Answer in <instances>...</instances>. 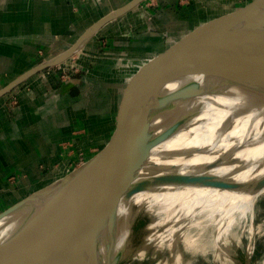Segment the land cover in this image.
Listing matches in <instances>:
<instances>
[{
    "label": "crops",
    "instance_id": "0c3cea01",
    "mask_svg": "<svg viewBox=\"0 0 264 264\" xmlns=\"http://www.w3.org/2000/svg\"><path fill=\"white\" fill-rule=\"evenodd\" d=\"M132 1L0 0V89L69 50ZM250 5L143 0L58 64L83 48L101 51L84 58L82 74L60 80L53 71L58 65L51 66L0 97V207L11 208L26 192L46 188L66 175L79 155L106 146L127 114L148 106L146 94L155 100L174 93L209 61L204 57L211 49L217 52L237 33L234 25L251 20L241 18Z\"/></svg>",
    "mask_w": 264,
    "mask_h": 264
},
{
    "label": "bare ground",
    "instance_id": "6f19581e",
    "mask_svg": "<svg viewBox=\"0 0 264 264\" xmlns=\"http://www.w3.org/2000/svg\"><path fill=\"white\" fill-rule=\"evenodd\" d=\"M214 63L201 67L178 88L190 87L180 93L181 101L151 120L153 137L163 140L183 117L174 135L151 149L137 181H144L138 192L120 202L114 250L122 249L123 254L117 264H190L197 255L208 264H256L252 245L246 251L237 245L248 230L255 231L247 220H253L254 206L264 195V93L207 68ZM251 71V78L263 81L264 63L229 77L247 83ZM134 183L127 186L128 192ZM29 216L24 211L0 220V242ZM139 220L142 225L134 238ZM33 237L36 234L26 239ZM106 242L102 237L99 244L103 262ZM77 245L76 238L51 251L0 264H77ZM259 264H264V256Z\"/></svg>",
    "mask_w": 264,
    "mask_h": 264
},
{
    "label": "water",
    "instance_id": "95a60500",
    "mask_svg": "<svg viewBox=\"0 0 264 264\" xmlns=\"http://www.w3.org/2000/svg\"><path fill=\"white\" fill-rule=\"evenodd\" d=\"M141 1L143 0H133L120 8L88 30L69 50L51 62L26 72L0 89V97L41 70L61 64L101 26L121 16ZM263 4L264 0H256L250 5L241 18L246 19L250 16L251 20L244 25L240 24L241 26L238 25L239 23L234 25L232 29L239 28L235 38L225 42L217 50L219 53L215 52L216 54L205 64L206 66L214 60V66H208V69L220 73L219 75L232 83L246 85L252 92L257 93H264V79L260 81L251 78L252 71L248 75L247 83L233 80L229 75L244 71L248 73L249 70H254L259 64L264 63ZM190 66L191 62L187 64L186 69ZM186 88L190 87H183L160 98L156 97L155 100H152V93L146 94V97L151 98V102L145 109L127 114L123 118L105 149L64 179L57 180L49 187L32 193L18 204L4 210L0 214V220L24 211L30 216L11 236L0 242V262L39 255L77 238V264H117L123 254L122 249L117 252L114 250L115 231L120 227L116 221L120 202L122 199H128L142 185L143 180L138 183L137 181L141 178V169L151 149L160 141H166L173 136L179 129L183 117L173 123L163 140H160L158 136L153 137L151 120L165 113L176 101H181L180 93L186 91ZM154 111H156L155 114H153ZM148 116H151L150 119L142 125ZM137 127L139 129L133 134V130ZM123 137L126 138L120 142ZM134 181L133 190L128 192L127 186ZM47 198L50 199L46 200ZM61 200L65 201L61 203ZM40 206H42L41 211ZM42 233L43 235L39 236ZM35 234L36 238L26 239ZM102 237L107 238L104 262L99 250Z\"/></svg>",
    "mask_w": 264,
    "mask_h": 264
},
{
    "label": "rangeland",
    "instance_id": "374dc122",
    "mask_svg": "<svg viewBox=\"0 0 264 264\" xmlns=\"http://www.w3.org/2000/svg\"><path fill=\"white\" fill-rule=\"evenodd\" d=\"M236 1L238 4H240L242 7H244L247 4H253L256 0H236ZM158 12L160 13V11H158ZM158 12H154L153 15H155V14L159 15ZM206 30L204 31V34L211 33V30L209 32ZM219 40L224 41V40H226V37L220 38ZM202 47L203 46H201L200 49H202ZM218 47H219V44H218ZM204 49H206V48L204 47ZM205 51H204V53H205ZM208 53H210V55H206L204 57L205 59L209 58V56L212 57L213 54L215 53V50L211 49L210 52H208ZM101 54H102L101 51L93 50V49L88 48V47L83 48L78 54L75 55V57H72L71 59H69L68 61H66L62 65L56 66L53 71H56L59 74L60 80H64L67 76H79L80 74H82V70H85L82 66L84 58L85 57L89 58L90 56H99ZM68 64L71 66L68 67ZM2 85H4V81L0 83V88L2 87ZM177 85H179V84H177ZM170 94L171 93H168V95H170ZM113 135H114V133H112V135L110 136V140H111ZM103 149H105V146H103V145L102 146L99 145L98 147L90 148L89 151H87V153L79 155L72 164L68 165V169L65 171L68 173L72 172L74 169L79 167L81 164H83L84 162L90 160L92 157L97 155ZM45 178H48V177L44 176L43 181ZM32 193H34V190L26 192L24 194V197H22V199L18 200V201L21 202L24 198L28 197ZM16 198L19 199L21 197H16ZM17 199H15V200H17ZM7 207H8V203L6 205L0 207V212L4 211V209L6 210ZM254 211H255V214H254L253 220L252 221L247 220V222H248L247 225L249 227H252L255 231L253 233H249V230H248V232L244 236L241 244H238L237 247H239V249H241L240 251H246L247 246L252 245V247H253L252 260H254L256 264H259L260 260L264 256V195L256 202V205L254 206ZM259 224H261L260 229L258 228ZM141 225H142V222H141V220H139V222H137V230H136V233L134 235V238L136 237V234L138 233L139 228H141ZM207 257H209V256L207 255ZM195 259H196V262H193L190 264H194V263L195 264H208V262L206 261L205 257H203V255H197V257ZM148 262H149V260H145V264H147Z\"/></svg>",
    "mask_w": 264,
    "mask_h": 264
}]
</instances>
